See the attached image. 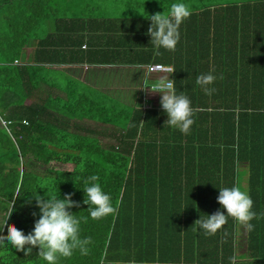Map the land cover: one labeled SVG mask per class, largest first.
<instances>
[{
	"label": "trees",
	"instance_id": "trees-1",
	"mask_svg": "<svg viewBox=\"0 0 264 264\" xmlns=\"http://www.w3.org/2000/svg\"><path fill=\"white\" fill-rule=\"evenodd\" d=\"M92 1L0 0V115L13 120L14 136L0 127V217L11 202L14 208L0 236L6 238L12 226L31 232L39 218L36 193L42 198L70 195L77 205L68 210L87 217L81 187L95 174L118 207L114 215L82 222L81 238L91 237L88 254L77 249L59 264L225 263L231 258L236 221L229 217L215 235L206 236L195 220L220 207L218 188L245 190L243 179L248 180L258 216L250 221L248 237L256 234L262 243L264 0H185L191 9L184 21L191 24L184 28L187 50L192 39L202 50L216 49L220 38L231 56L234 51L248 53L239 58L241 68L235 60L221 67V73L227 68L232 73L227 79L222 75L211 95L194 85L203 69L197 68L196 75L192 70L203 63L187 60L184 68L172 72L178 94L186 95L193 109L194 123L187 135L168 126L161 108L143 109L147 94L142 88L135 104L96 107L88 88H74L72 82L54 76L49 63L60 60L57 55L69 42L77 46L72 24L85 20L84 9ZM173 2L142 0L143 9L134 15L148 22L147 16L166 14ZM34 44L27 62V49ZM151 47L150 41L144 52ZM57 87L62 94L52 93ZM202 96L213 104L204 103ZM95 135L114 136L117 144L103 146ZM24 159L34 167L58 162L71 168L45 167L41 174L24 168ZM17 189L19 196L14 195ZM37 251L38 246L33 247L25 256L5 246L0 248V264H45Z\"/></svg>",
	"mask_w": 264,
	"mask_h": 264
},
{
	"label": "crops",
	"instance_id": "crops-1",
	"mask_svg": "<svg viewBox=\"0 0 264 264\" xmlns=\"http://www.w3.org/2000/svg\"><path fill=\"white\" fill-rule=\"evenodd\" d=\"M121 6H125V11L121 10ZM142 6V0H94L90 2L84 9L87 12V15L83 17L85 21L80 20L72 24L74 33L71 32V34L75 35L78 40L77 46L73 47L69 42V47L65 45L63 50H60L62 52L60 56L57 55L60 60L49 63L54 76L66 83L79 84L78 87L81 84V88H88L91 96L96 99V102L91 105L115 107L117 102L125 105L138 102L147 64L157 62L171 66L175 68L173 70L175 74L180 67L184 68L187 65V60L189 64L201 62L203 64L194 66L192 70L194 75L200 74L197 68L203 69L201 73L211 72L216 77L210 86L214 87L220 82L222 75H225L227 79L228 74L232 73L231 70L228 72V68L227 73H221L220 69L223 65L231 64V60L239 64V58L242 56L246 58L248 55L244 50V55L239 51V53L234 51L231 56L226 50L228 44H223L220 38L216 49L210 46L208 50H202L194 45L195 42L192 39L190 40L192 48L187 50L184 46L185 40H183L184 28L191 24L185 25L184 22L179 28L180 39L174 51L160 49V55L157 56L154 55L151 47L150 51L145 53L148 42H150L147 34L150 21L143 22L134 15L135 12H139L140 8L143 9ZM213 31V29L210 30V37L213 36ZM234 43L236 40L233 41ZM34 47L35 44L27 49L25 58L27 62H31L30 54ZM239 67L241 68V64ZM156 77L151 76L152 79ZM52 93L62 94L59 87L52 89ZM146 94V102L156 107L160 101V94L150 90ZM123 100H127V103ZM240 183L249 194L248 180L243 179ZM261 202L264 203V200L262 199ZM261 226L264 224L260 225V229ZM232 234L231 262L230 259L225 263L218 260L216 264H264V236L262 243L259 242L256 234L251 236L252 240L249 239L246 226L237 221Z\"/></svg>",
	"mask_w": 264,
	"mask_h": 264
},
{
	"label": "clouds",
	"instance_id": "clouds-1",
	"mask_svg": "<svg viewBox=\"0 0 264 264\" xmlns=\"http://www.w3.org/2000/svg\"><path fill=\"white\" fill-rule=\"evenodd\" d=\"M190 15L191 9L185 0H175L169 5L166 14L162 11L147 16L150 21L147 34L150 37L154 55H160V49L175 50L180 39L179 28ZM174 69H167L168 75L161 77L155 84L143 83L141 87L146 86L150 91L160 94L159 102L167 116L168 126L187 135L190 126L194 123L193 109L189 98L182 93L178 94L174 80L169 78V74ZM215 79L216 77L208 72L198 75L195 83L200 86L205 95H211L215 92V88L210 87ZM98 180L97 175H90L81 187L84 195L83 203L88 205L87 217L74 216L68 210L77 205V202L70 199V195L58 198L57 193H51L46 195L47 198H42L39 194H34L39 218L35 219L31 232L24 234L23 230L15 226L8 227L7 237L0 236V248L11 246L17 252L22 251L25 256H28L32 253L33 247L38 246L37 252L45 264H59L60 258L72 256L77 249L81 255H87L91 237L81 238V223L89 218L100 220L114 215L118 207V203L113 204L110 194L103 190ZM14 195H21L20 190L17 189ZM216 200L220 207L214 213L195 220L197 228L204 235H215L229 217L246 226L248 231H252L253 225L250 221L258 216L252 209L253 201L246 190L238 186L221 187L218 188ZM13 211L11 202L6 215L0 218V232L4 231ZM35 215L34 212L33 216ZM231 260L232 258L230 262Z\"/></svg>",
	"mask_w": 264,
	"mask_h": 264
},
{
	"label": "built area",
	"instance_id": "built-area-1",
	"mask_svg": "<svg viewBox=\"0 0 264 264\" xmlns=\"http://www.w3.org/2000/svg\"><path fill=\"white\" fill-rule=\"evenodd\" d=\"M15 64H18V60L14 61ZM169 68H173L171 66L168 65H164L162 63H150L146 65V73H145V77L142 81L143 83H147L149 85L151 84H155L161 77L163 76H167L168 72L167 69ZM155 75L157 76L155 79H152L151 76ZM169 78L173 79L172 77V73L169 74ZM142 86V85H141ZM142 88V92L144 93V95L146 94V92L149 90L146 86L145 87H141ZM157 94H159L158 92H155ZM161 108V105L159 103V106H156ZM148 108H152V105L150 103H145L143 105V109H148ZM162 109V108H161ZM13 123V120L7 119L4 116L0 115V127L5 129V131L8 133L9 136L13 137V130L12 127L10 126ZM21 123L24 125H27L28 122L26 119L21 120ZM21 135L18 136V138H20Z\"/></svg>",
	"mask_w": 264,
	"mask_h": 264
},
{
	"label": "rangeland",
	"instance_id": "rangeland-1",
	"mask_svg": "<svg viewBox=\"0 0 264 264\" xmlns=\"http://www.w3.org/2000/svg\"><path fill=\"white\" fill-rule=\"evenodd\" d=\"M120 8H121V10L125 11V6H121ZM84 21H85V20H84ZM145 73H146V71H145ZM144 77H145V76H144ZM76 83H78V82H76ZM78 86H79V84H74V85H73L74 88H75V87H76V88H81V84H80V87H78ZM201 99L204 100V103H206V104H209V105L212 104V102L209 101V100H207L206 97H203V96H202ZM31 100H33V99H32V98L27 99V103H29ZM123 101H125V102L127 103V100H123ZM111 103L113 104V102H111ZM118 105H119V104H118ZM116 106H117V105H116ZM119 106H120V105H119ZM119 106H118V107H119ZM94 137L97 138L98 141H99V143H101L103 146H104V144H117V142H116L114 136H108V137H106V136H98V135H95ZM27 161H28V160H26V159L23 160V167H24V168H26V169L29 168V169H31V170H33V171H37V172H39V173H41V174H45V173H46V172H45V167L56 168V169H59V168H61V169L71 168V165H70V164H60V163H58V162H51V163H49V165H47V166L34 167V166L29 165ZM0 218H2V217H0Z\"/></svg>",
	"mask_w": 264,
	"mask_h": 264
}]
</instances>
